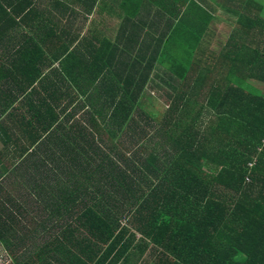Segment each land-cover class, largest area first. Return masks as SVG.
Wrapping results in <instances>:
<instances>
[{
	"label": "trees",
	"instance_id": "trees-1",
	"mask_svg": "<svg viewBox=\"0 0 264 264\" xmlns=\"http://www.w3.org/2000/svg\"><path fill=\"white\" fill-rule=\"evenodd\" d=\"M112 1L45 0L57 29L30 41L56 48L32 49L40 66L12 50L13 69L0 71L3 256L264 264L261 5ZM141 8H156L151 25L150 13L133 20ZM110 11L128 13L111 23ZM76 12L83 29L96 16L85 32ZM9 14L0 3V21ZM229 21L217 40L213 25Z\"/></svg>",
	"mask_w": 264,
	"mask_h": 264
},
{
	"label": "crops",
	"instance_id": "crops-1",
	"mask_svg": "<svg viewBox=\"0 0 264 264\" xmlns=\"http://www.w3.org/2000/svg\"><path fill=\"white\" fill-rule=\"evenodd\" d=\"M30 1L32 2V0ZM115 1L116 0H113L112 2ZM197 1L214 2L215 0H197ZM252 1H254L257 4H260L257 0H252ZM118 2L121 9L122 0H118ZM0 3H4V8L6 12L10 13L9 18L6 21H0V29H2V31L8 35L7 37H3L0 35V71L4 74V73H9L11 69H13V67H11L12 64L11 59L13 57L12 50H23L25 57H26L25 50H30L28 51L30 52L29 56L27 57L28 62L31 63L33 66L35 64L40 66V61L38 60L37 56L33 57V52L35 51H32V49L34 47L56 48L53 45L44 46L42 44H32L30 41V39L35 37L36 39H38V36L41 33L40 31L45 29L48 25H52L55 29H57L56 24L48 20V12H45L46 9L45 0H33L31 5L33 11H31L29 2L22 3L21 0H11V1L0 0ZM141 10L142 11L138 12L139 14L136 17H133V20L135 22L143 20L144 13H150V17H147L145 21L150 22L151 25L153 20V13H157L154 12L156 8L150 9V11L147 10L145 12L143 11L142 8ZM215 10L217 17H219V13H222V10L219 9H215ZM109 13H110L109 15L105 14L104 17L107 20H110L111 23H115L116 21L119 20V18L117 17L119 13H121V17L123 16L124 18L125 13L128 12L110 11ZM224 14L227 15L226 13ZM83 16H84L83 12H76V14L72 17L71 22L73 23L72 25L73 30L83 26L81 22ZM95 18H96L95 14L86 16V22L84 25L85 27L84 29L82 27V32L86 31L87 27L90 25V23H92V20ZM219 18L226 19L225 16ZM12 36L13 38L9 40ZM43 40L46 43H48V40L50 39L48 35H45L43 37ZM43 57H45L46 59H50L52 68L58 66L57 65L58 61L52 60V57H49V55ZM4 60H6V62Z\"/></svg>",
	"mask_w": 264,
	"mask_h": 264
},
{
	"label": "rangeland",
	"instance_id": "rangeland-1",
	"mask_svg": "<svg viewBox=\"0 0 264 264\" xmlns=\"http://www.w3.org/2000/svg\"><path fill=\"white\" fill-rule=\"evenodd\" d=\"M261 7H262V15L264 17V0H257ZM234 5H232L233 7ZM222 13H225V12H222ZM220 16V14H219ZM118 18L121 17V13L118 14L117 16ZM233 20H236V18L232 17V21ZM231 21H229L227 24L226 23H220V24H214L213 25V30H215L216 34H217V40H219V38L221 37L222 33H225L226 31H228L227 29L225 28H229V26H231L230 24ZM222 43H219L217 44V48H219L221 46ZM59 64V62L57 63V65ZM158 104L160 106H163L164 105V100L163 98H161L159 101H158ZM5 253L3 251L0 250V264H9V261L5 259V257L3 256Z\"/></svg>",
	"mask_w": 264,
	"mask_h": 264
}]
</instances>
